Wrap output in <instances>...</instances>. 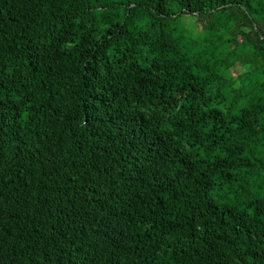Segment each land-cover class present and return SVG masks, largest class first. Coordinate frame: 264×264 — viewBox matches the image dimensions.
Instances as JSON below:
<instances>
[{
    "label": "trees",
    "instance_id": "trees-1",
    "mask_svg": "<svg viewBox=\"0 0 264 264\" xmlns=\"http://www.w3.org/2000/svg\"><path fill=\"white\" fill-rule=\"evenodd\" d=\"M0 264H264V0H0Z\"/></svg>",
    "mask_w": 264,
    "mask_h": 264
},
{
    "label": "rangeland",
    "instance_id": "rangeland-1",
    "mask_svg": "<svg viewBox=\"0 0 264 264\" xmlns=\"http://www.w3.org/2000/svg\"><path fill=\"white\" fill-rule=\"evenodd\" d=\"M192 21H193V19H192ZM194 22V21H193ZM191 28L193 29V31H195L196 29H198V25L196 24V25H194V26H191ZM238 69V67H236V70ZM242 70H244V68L243 69H239V71H242Z\"/></svg>",
    "mask_w": 264,
    "mask_h": 264
}]
</instances>
